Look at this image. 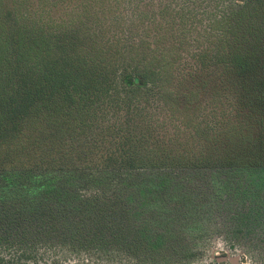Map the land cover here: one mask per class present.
I'll list each match as a JSON object with an SVG mask.
<instances>
[{"label":"trees","instance_id":"trees-1","mask_svg":"<svg viewBox=\"0 0 264 264\" xmlns=\"http://www.w3.org/2000/svg\"><path fill=\"white\" fill-rule=\"evenodd\" d=\"M230 4V14L241 13L242 7ZM214 23H224L231 31L240 26L239 20L230 26L227 17ZM207 27L214 29L210 23ZM54 32L23 24L9 11L0 19V264H40L27 251L11 254L10 245L42 235L48 240L63 237L60 240L97 255L110 249L147 263L151 245L178 242L181 234L170 228L165 215L156 223L167 229L152 230L149 220H135L141 216L134 213L135 202L160 195L151 180L160 171L211 173L213 181L221 183V197L228 193L242 201L244 195L260 198L263 53L254 61L256 56L241 47L243 39L230 51L224 46L213 50L209 43L199 47L195 40V51L175 58L163 38ZM260 47L264 51V43ZM207 59L223 66L212 72L222 89L227 81H239L234 86L240 101L235 115L218 119L211 128L198 127L200 136L216 133L221 154L166 151L160 141H151L150 125L149 133L137 134L136 123L149 122L147 98L154 97L155 111L168 103L174 64L182 62L185 74L193 65H187L188 60L198 66L206 65ZM248 64L254 70L249 71ZM139 95L146 97L136 99ZM122 172H134L133 178L106 177ZM172 177L183 179H162ZM188 179L180 184H189ZM232 183L240 185L234 189ZM127 206L134 214L127 213ZM244 224H249L247 216H242Z\"/></svg>","mask_w":264,"mask_h":264},{"label":"rangeland","instance_id":"rangeland-1","mask_svg":"<svg viewBox=\"0 0 264 264\" xmlns=\"http://www.w3.org/2000/svg\"><path fill=\"white\" fill-rule=\"evenodd\" d=\"M232 2L242 7L240 14H230ZM7 11L23 24L36 25L52 33L55 31V34L68 31L76 36L137 34L148 35L146 38L151 39L163 38L170 47V55L175 58H183L195 51V40L200 43L199 47L209 43L213 50L224 46L230 51L234 43L243 39L241 47L250 56H256L254 61L261 56L260 53L264 54L260 47L264 43V0H247L245 3L237 0H0V19ZM223 17L228 18L230 26L239 20L240 26L231 31L224 23H214L215 19ZM209 23L213 30H208ZM174 40H181L184 45L181 47L182 44ZM188 62L187 65L195 66L187 68L185 74L181 73L179 66L182 62L172 67L174 79L168 86L170 95L163 110L155 111L154 97L147 98L149 122L138 121L136 133H149L150 125L154 135L151 141H160L166 151L185 149L217 157L221 151L216 133L215 136L213 132L200 136L198 127L209 124L211 128L218 119L224 121L235 115L240 101L234 94V86L239 85V81H227L222 89L217 74H212L221 70L222 65L208 59L206 65ZM248 65L249 71L254 70V65ZM191 70L198 73L189 74ZM199 74L200 78H193ZM145 97L139 95L136 99ZM157 173L159 176L152 174L151 180L160 195L151 196L149 201L138 200L135 205L133 202L134 213H141L135 220H149L152 230L167 229L166 224L156 223L159 216L165 215L170 228L181 234L178 242L151 245V257L147 263H143L140 257L116 254L110 249L101 250L97 255L94 251H83L66 239L60 240L63 237L48 240L43 235L38 240L22 242V245H10V253L27 251L40 264H232L228 260H217L225 256L237 257L235 264H264V184L260 187L263 190L260 198L251 199L244 195L245 201H242L237 194L226 193L221 197L217 189L221 188V183H215L211 173ZM131 175L134 172L109 173L106 177L121 176L124 180H131ZM167 176H181L183 179H162ZM188 178L191 179L189 184H180ZM231 185L237 189L240 183ZM254 191L255 188L249 193ZM127 209V213L134 214L132 208L127 206ZM242 216H247L249 224L241 225Z\"/></svg>","mask_w":264,"mask_h":264},{"label":"water","instance_id":"water-1","mask_svg":"<svg viewBox=\"0 0 264 264\" xmlns=\"http://www.w3.org/2000/svg\"><path fill=\"white\" fill-rule=\"evenodd\" d=\"M218 261H229L232 264L236 263L237 257L229 258L228 256L222 257V258H217Z\"/></svg>","mask_w":264,"mask_h":264}]
</instances>
